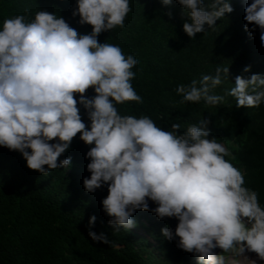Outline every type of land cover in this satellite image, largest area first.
Masks as SVG:
<instances>
[{"label":"clouds","instance_id":"9594fccd","mask_svg":"<svg viewBox=\"0 0 264 264\" xmlns=\"http://www.w3.org/2000/svg\"><path fill=\"white\" fill-rule=\"evenodd\" d=\"M131 2L76 0L72 14L79 15L80 24L92 26L88 34H78L56 12L40 9L0 22V146L19 151L28 168L47 176L71 167L70 156L58 158L80 133L85 144L93 145L85 154L90 177L83 179L84 188L95 192L107 185L101 203L114 230H129L137 224L136 210H150L160 219L178 220L175 230L165 225L161 234L193 253L197 264H239L233 257L246 252L264 261V206L258 192L245 186L244 173L225 158L231 156L229 150L210 138L209 121L189 124L181 132L180 123L163 130L147 115L119 114L117 104L143 102L131 83L139 61L119 45L98 42V35L124 28ZM172 2L161 0L163 5ZM177 3L187 17L183 31L190 38L234 10L230 0ZM244 20L250 36L259 28L264 47V0H252ZM228 73V66H217L214 75L180 84L175 91L181 103L203 100L217 106L224 96L214 90ZM90 87L95 95L88 97ZM74 94L86 110L88 127ZM227 94L237 107H258L264 103V74L236 76ZM149 200L157 206L150 208ZM95 221L91 215L89 225ZM88 235L108 243L104 233L89 230ZM216 248L222 251L215 253Z\"/></svg>","mask_w":264,"mask_h":264},{"label":"trees","instance_id":"16d2710c","mask_svg":"<svg viewBox=\"0 0 264 264\" xmlns=\"http://www.w3.org/2000/svg\"><path fill=\"white\" fill-rule=\"evenodd\" d=\"M230 3L233 12L190 38L183 31L187 17L177 0L171 5L161 0H132L124 28L100 33L98 42L119 45L125 55L132 54L139 61L132 69L136 76L131 83L143 102L117 104L119 114L147 115L163 130L180 123L181 132L189 124L208 120L210 138L229 150L231 156L225 158L244 173L245 186L258 192L264 206V103L237 107L235 98L227 94L236 76L264 74V47L258 27L251 36L244 28L245 7L252 0ZM75 6L76 0H0V22L26 9L33 15L40 9L56 12L78 34L90 33L92 26L80 24L79 15L73 16ZM217 66L229 68L228 78L214 90L224 96L223 103H181L177 86L214 75ZM246 66L248 71H244ZM78 95L74 98L88 127ZM85 95L95 93L90 87ZM92 146L77 133L58 158L70 156L71 167L51 170L47 176L28 168L19 151L0 146V264H197L193 253L161 234L165 225L175 230V217L160 219L150 210H136L137 224L129 230L121 227L117 231L108 224L110 217L101 203L108 195L107 185L95 192L86 191L83 185V179L90 177L85 154ZM149 206L157 205L149 200ZM91 215L96 216L92 226ZM89 230L104 233L108 243L93 241Z\"/></svg>","mask_w":264,"mask_h":264},{"label":"rangeland","instance_id":"374dc122","mask_svg":"<svg viewBox=\"0 0 264 264\" xmlns=\"http://www.w3.org/2000/svg\"><path fill=\"white\" fill-rule=\"evenodd\" d=\"M140 232H144L142 228L139 229ZM222 250L219 248L215 249V253H220ZM226 258L230 257V254L224 253ZM237 261H239V264H252L253 261H256L257 264H264V261H260L257 257V254L254 252H246L244 256H239V257H233Z\"/></svg>","mask_w":264,"mask_h":264}]
</instances>
